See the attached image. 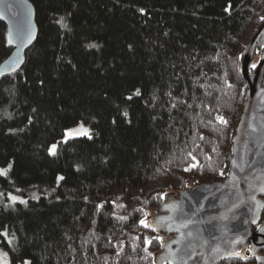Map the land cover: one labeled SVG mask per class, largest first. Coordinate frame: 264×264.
I'll use <instances>...</instances> for the list:
<instances>
[{
  "label": "trees",
  "instance_id": "trees-1",
  "mask_svg": "<svg viewBox=\"0 0 264 264\" xmlns=\"http://www.w3.org/2000/svg\"><path fill=\"white\" fill-rule=\"evenodd\" d=\"M31 1L37 38L0 77L1 244L14 263L158 264L166 236L141 221L226 175L264 0ZM79 121L91 133L61 139Z\"/></svg>",
  "mask_w": 264,
  "mask_h": 264
},
{
  "label": "water",
  "instance_id": "water-1",
  "mask_svg": "<svg viewBox=\"0 0 264 264\" xmlns=\"http://www.w3.org/2000/svg\"><path fill=\"white\" fill-rule=\"evenodd\" d=\"M0 18L12 48L0 63L1 77L23 66L38 24L31 0H0ZM263 33L264 20L242 52L239 71L247 91L226 175L166 192L146 217L150 228L166 236L154 256L158 264H221L232 257L264 264V49L253 65Z\"/></svg>",
  "mask_w": 264,
  "mask_h": 264
},
{
  "label": "rangeland",
  "instance_id": "rangeland-1",
  "mask_svg": "<svg viewBox=\"0 0 264 264\" xmlns=\"http://www.w3.org/2000/svg\"><path fill=\"white\" fill-rule=\"evenodd\" d=\"M260 57V54L257 53L256 57L254 59L253 65L258 61ZM86 130L87 134L91 133V126L90 124L84 122V121H79L73 125H70L64 129L63 135L61 136V139H67L69 137L73 136H78L82 135V132ZM59 141L52 142L49 145V150L51 151L52 147L55 146V151L57 149ZM25 261L29 262L31 264V259L29 257L23 258L21 260H18L16 263H14L11 259L10 253L8 249H6L0 241V264H25Z\"/></svg>",
  "mask_w": 264,
  "mask_h": 264
},
{
  "label": "snow or ice",
  "instance_id": "snow-or-ice-1",
  "mask_svg": "<svg viewBox=\"0 0 264 264\" xmlns=\"http://www.w3.org/2000/svg\"><path fill=\"white\" fill-rule=\"evenodd\" d=\"M226 11H227V9H226ZM261 19H264V17H262ZM10 43H11V41H10ZM218 119H219L222 123H227V121L223 120L222 117H219ZM82 134H87L86 130H84V131L82 132ZM51 152H52L53 155L55 154V146L52 147ZM4 174H6V173H5V170L0 169V175H4ZM60 179H63V177H60ZM261 191L264 192V188H261ZM11 199H12L13 201H15V200H16V197H12ZM141 223L144 224L145 227H148V226H149V225L145 224L144 221H141ZM262 230H264V229H262ZM5 235H6V234H5ZM149 243H150V241H149ZM236 255H239V253H237ZM5 264H6V262H5ZM25 264H29V262L25 261Z\"/></svg>",
  "mask_w": 264,
  "mask_h": 264
}]
</instances>
